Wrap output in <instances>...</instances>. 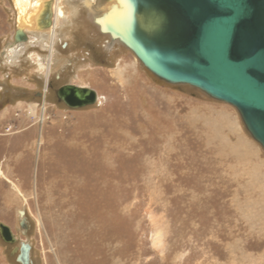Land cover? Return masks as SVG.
Listing matches in <instances>:
<instances>
[{"label": "rangeland", "instance_id": "1", "mask_svg": "<svg viewBox=\"0 0 264 264\" xmlns=\"http://www.w3.org/2000/svg\"><path fill=\"white\" fill-rule=\"evenodd\" d=\"M84 1L67 0L46 79L40 44L8 62L18 14L0 0V222L15 245L30 264H264V148L233 105L104 33L108 0ZM66 83L97 101L68 107ZM12 248L0 238V264H19Z\"/></svg>", "mask_w": 264, "mask_h": 264}, {"label": "water", "instance_id": "2", "mask_svg": "<svg viewBox=\"0 0 264 264\" xmlns=\"http://www.w3.org/2000/svg\"><path fill=\"white\" fill-rule=\"evenodd\" d=\"M137 1L160 14L162 26L151 35L139 23L122 18L117 32L124 37L117 40L156 77L233 105L264 148V0ZM44 13L43 25L48 26V5ZM25 40V33L16 29L14 42ZM56 95L70 108L92 105L97 99L94 89L71 83L60 86ZM20 227L27 228L24 217ZM0 238L13 245L11 254L17 251L19 264H30L29 244L15 245V235L1 222Z\"/></svg>", "mask_w": 264, "mask_h": 264}, {"label": "bare ground", "instance_id": "3", "mask_svg": "<svg viewBox=\"0 0 264 264\" xmlns=\"http://www.w3.org/2000/svg\"><path fill=\"white\" fill-rule=\"evenodd\" d=\"M93 1L94 0H85L84 4L90 9ZM13 4L18 14L16 29H21V31L25 33L26 40L14 42L13 37V42L8 44V50L11 51L10 54L12 55L8 56L7 60L11 64L17 63L19 57V49L17 51V47L20 45L40 44L41 48L48 52L47 59L43 62L45 77L47 79L51 68L58 62L56 60L57 53L54 45L57 42L59 33L62 32V28L67 26L66 19L71 18L76 13L77 9L73 7L71 9L68 8L67 0H13ZM47 5L50 10V24L44 26V12ZM103 8V14L97 16L95 21L100 25L104 33L109 32L111 34H118L115 36H121L117 31L120 29L118 25L119 20L122 18H129V21L133 24L139 23L140 26L151 35L158 32L160 26H162L163 18L161 15L155 13L151 8H148L137 0H108L106 4L103 5ZM29 33L34 39L28 35ZM123 37L122 35L119 38L122 40ZM22 213V210L19 211L20 217H23ZM157 238L159 237H155L154 240L157 241Z\"/></svg>", "mask_w": 264, "mask_h": 264}]
</instances>
